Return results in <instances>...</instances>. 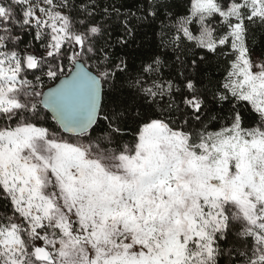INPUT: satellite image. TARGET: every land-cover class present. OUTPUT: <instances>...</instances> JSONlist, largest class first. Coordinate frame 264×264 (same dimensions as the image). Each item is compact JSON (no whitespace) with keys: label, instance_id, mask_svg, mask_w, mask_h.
Returning a JSON list of instances; mask_svg holds the SVG:
<instances>
[{"label":"snow or ice","instance_id":"obj_1","mask_svg":"<svg viewBox=\"0 0 264 264\" xmlns=\"http://www.w3.org/2000/svg\"><path fill=\"white\" fill-rule=\"evenodd\" d=\"M0 264H264V0H0Z\"/></svg>","mask_w":264,"mask_h":264}]
</instances>
